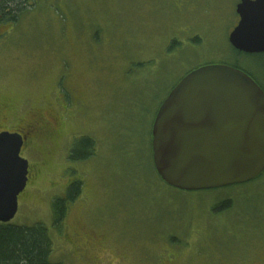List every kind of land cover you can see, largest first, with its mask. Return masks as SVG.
I'll list each match as a JSON object with an SVG mask.
<instances>
[{"label":"rangeland","instance_id":"rangeland-1","mask_svg":"<svg viewBox=\"0 0 264 264\" xmlns=\"http://www.w3.org/2000/svg\"><path fill=\"white\" fill-rule=\"evenodd\" d=\"M239 1L29 0L15 22L0 23V131L50 107L60 117L51 135L21 150L29 180L10 221L44 224L54 261L89 264L79 253L88 236L102 243L90 255L121 254L127 264H229L245 241L264 240V171L242 184L182 190L160 177L152 153L157 109L194 66H237L264 90V52L229 42ZM83 135L94 138L95 154L72 161ZM78 178L82 192L59 227L53 199Z\"/></svg>","mask_w":264,"mask_h":264},{"label":"water","instance_id":"water-1","mask_svg":"<svg viewBox=\"0 0 264 264\" xmlns=\"http://www.w3.org/2000/svg\"><path fill=\"white\" fill-rule=\"evenodd\" d=\"M232 46L264 52V0H240ZM26 137L0 131V222H10L29 179ZM157 173L182 190L240 184L264 171V90L243 69L205 64L184 75L160 104L152 126Z\"/></svg>","mask_w":264,"mask_h":264},{"label":"trees","instance_id":"trees-1","mask_svg":"<svg viewBox=\"0 0 264 264\" xmlns=\"http://www.w3.org/2000/svg\"><path fill=\"white\" fill-rule=\"evenodd\" d=\"M29 0H0V23L15 22ZM96 142L89 135L76 138L71 146L69 158L82 161L95 154ZM83 181L74 179L64 195L56 196L52 202L54 224L62 225L69 204L82 192ZM225 202V203H224ZM223 207L231 206L224 201ZM220 209V205L217 206ZM217 207H215L217 209ZM53 244L47 227L42 223L18 225L0 222V264H66L52 259Z\"/></svg>","mask_w":264,"mask_h":264},{"label":"flooded vegetation","instance_id":"flooded-vegetation-1","mask_svg":"<svg viewBox=\"0 0 264 264\" xmlns=\"http://www.w3.org/2000/svg\"><path fill=\"white\" fill-rule=\"evenodd\" d=\"M237 16L239 21L240 18L238 13ZM238 21L236 22V25ZM235 50L239 52V50L237 49ZM202 65L205 64L194 66L191 70ZM67 91L69 94L72 93L70 89ZM57 113L58 112H56V110L50 107L45 112L44 116L42 114H34V117L32 116L33 118L30 122L26 123L24 126L20 127L19 129L13 131H19L23 136L26 137L24 141V145H26V143L30 138L31 140L33 139L44 140L48 135H51L58 128L60 117L58 116ZM230 199L231 198L229 197L225 201H228ZM217 206H214L213 209H215V207ZM246 238H248V236H246ZM86 241L87 242L85 248L79 247L80 250L79 253L81 254V257L85 258L89 262V264H127L126 261L129 262L128 257L121 254L115 260H111L110 257L108 259L106 255H99L98 252H94L93 254L90 255L88 249L90 247L92 249H99L100 246H102L101 245L102 243L93 236H88V239ZM243 244H244L243 246L244 249L238 251V256L231 258V260H229V264H264V240H260V241L247 240ZM102 252L106 253V251L104 250H102ZM173 262H174L173 259H166L162 264H172ZM219 264H225V260H223Z\"/></svg>","mask_w":264,"mask_h":264}]
</instances>
